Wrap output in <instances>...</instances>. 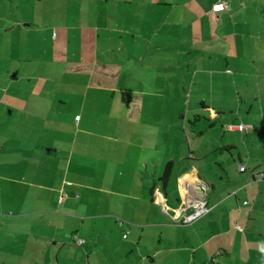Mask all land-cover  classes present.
I'll return each instance as SVG.
<instances>
[{"label": "crops", "instance_id": "obj_1", "mask_svg": "<svg viewBox=\"0 0 264 264\" xmlns=\"http://www.w3.org/2000/svg\"><path fill=\"white\" fill-rule=\"evenodd\" d=\"M207 82L226 104L206 105L196 90L183 114L186 90ZM172 111L193 129L220 127L210 153L228 194L180 164L187 134L182 125V145L170 146ZM169 164L181 170L172 210ZM254 173L264 174V0H0V264H71L68 252L86 243L73 237L109 226L128 242L115 245L119 259L94 254L97 264H184L186 251L187 264L198 251L211 264H264ZM188 200L226 219L221 254L222 231L206 225L201 239L195 221L174 219Z\"/></svg>", "mask_w": 264, "mask_h": 264}, {"label": "rangeland", "instance_id": "obj_2", "mask_svg": "<svg viewBox=\"0 0 264 264\" xmlns=\"http://www.w3.org/2000/svg\"><path fill=\"white\" fill-rule=\"evenodd\" d=\"M218 86H216L214 84V87L210 85V83H206V84H202L199 85L192 94V91L190 93V91H188V89L186 90L185 94H186V98L188 97L190 100V104L188 105V102L185 103V106L181 107V111L183 114L186 115H190L191 114V110L194 109L195 107L193 106L194 103L193 101L194 99V93L196 92V90H198V92L200 93V96L203 100V102H205V104L207 105H214V106H221L223 104H226L225 101L227 99H225V97H222L219 93L220 90L217 88ZM225 92V95L227 97H229V93L230 90H223ZM189 94V95H188ZM185 98V99H186ZM187 98V99H188ZM202 108V107H201ZM172 114H170L171 116L173 115V111L171 112ZM206 117V113H201ZM174 117H172V119H170V123H169V128H170V134H171V147L173 146H177L178 142L180 145H182L183 142V129L184 127H182V125H185V129H186V134H187V139L185 141V147L183 146L180 147L181 149V153L180 157L185 158L183 159V161L180 162V164L182 166H185V168H190V165H194L197 167L198 173L200 175H202V177L205 179V181H207V184H213V186L215 187V189H218V195H226L230 192L229 189V183L226 181V176L225 174L220 170V168L218 166L215 165V158H218V154L212 152L210 153V150H214L215 147H218L219 144L221 145V141L218 135V131H220V127L217 126L215 128H209L208 125L206 123H199L194 129L192 127H190L188 124L185 123H181L180 121H178L177 118V114L173 115ZM195 132V133H193ZM202 136H201V135ZM173 137V138H172ZM188 147L193 149H198L199 154H202L205 159H200L198 160L197 157L193 158L190 155V151L188 149ZM208 152V153H207ZM198 153L196 154V156L199 155ZM174 156H176L175 154L171 153V157L174 158ZM195 156V155H194ZM181 170H178L177 168L175 170L172 171V178H171V182L169 184L168 187V198H167V206L172 210L174 208H176L178 206V203L175 201L176 199H178L177 193H176V185L174 183L175 181V177L180 174ZM1 196V194H0ZM191 213V211L189 212ZM218 213H214L212 216L211 215H204L200 218H198L195 222H196V228H199L200 226L203 228L202 231V237L201 239H204L203 235H204V228L206 225L211 226L212 225V229L213 227L217 228V231L221 234H224L223 230L227 229L226 226V219H224V216L221 215H217ZM114 225V224H113ZM110 227V226H109ZM109 227L106 229H100L101 232L100 233H94L90 236V239L84 237L82 240L85 243V245L82 246H76L74 244L73 248H71V250L68 252L67 257H70V259H72V263L71 264H87L86 263V257H90L91 258V264H97L94 261V254L98 255L99 257H101L102 259L106 260V259H119L121 253L116 251L117 249L115 248V245L117 246H122L124 248V244H127V240L122 239V235L123 232H121L120 230H117V232L113 233V235H110L108 230ZM107 231H106V230ZM2 230H0V238L3 236L5 237V235H3ZM2 234V235H1ZM126 237L128 236L127 233H125ZM188 235V232L186 233L185 236ZM228 238L226 237V235L224 234L221 237H218V245L220 246L221 250L220 253H222L223 251V247L225 245L226 248V243L230 242L232 240V236H230L228 234ZM133 236L130 235L128 240H132ZM13 239V238H12ZM13 240H10L8 242L12 243ZM189 246V245H187ZM10 252H13V247H11ZM90 251V255H87L86 252ZM142 250V249H141ZM44 253V252H43ZM45 256L48 259V261L52 259V257L54 256V254L52 253V251H45ZM185 255H183L184 257V264L188 263L190 259H192V255L191 253H189L188 251H186L184 253ZM42 255V254H41ZM44 256V255H43ZM195 256V261L197 264H211L210 261L208 259L204 260L201 257L200 252H196L194 254ZM159 259V258H158ZM216 260L214 261V264H229L227 259L221 256H218L215 258ZM232 263V262H231ZM68 264H70V262H68ZM157 264H168V263H162V261H158ZM181 264V263H180ZM233 264V263H232Z\"/></svg>", "mask_w": 264, "mask_h": 264}, {"label": "built area", "instance_id": "obj_3", "mask_svg": "<svg viewBox=\"0 0 264 264\" xmlns=\"http://www.w3.org/2000/svg\"><path fill=\"white\" fill-rule=\"evenodd\" d=\"M226 9L225 4H217L212 7V12H220ZM230 128H233L231 125ZM246 125H238L236 127L237 130L244 132L247 130ZM245 171V166H239V172H244ZM254 176L257 180H263L264 179V174L263 173H254ZM189 201V200H188ZM245 205L247 202L244 203ZM192 208L191 213L187 214V210L189 208ZM209 212V209L206 207V204L203 200H197V201H192L190 200L186 204L182 205L179 210H178V215L174 218L176 221L181 222L184 225H190L194 221H196L198 218L206 215ZM236 230L241 231V227L237 226ZM126 235H124V238ZM74 242L77 245H82L84 241L82 239H78L76 236L73 237Z\"/></svg>", "mask_w": 264, "mask_h": 264}, {"label": "trees", "instance_id": "obj_4", "mask_svg": "<svg viewBox=\"0 0 264 264\" xmlns=\"http://www.w3.org/2000/svg\"><path fill=\"white\" fill-rule=\"evenodd\" d=\"M172 175V165L169 164L165 167L163 176L161 179L162 184H166Z\"/></svg>", "mask_w": 264, "mask_h": 264}, {"label": "bare ground", "instance_id": "obj_5", "mask_svg": "<svg viewBox=\"0 0 264 264\" xmlns=\"http://www.w3.org/2000/svg\"><path fill=\"white\" fill-rule=\"evenodd\" d=\"M180 183H181V193L185 196V194L187 193V191H186V189H185V187H184V182H183V180H181Z\"/></svg>", "mask_w": 264, "mask_h": 264}]
</instances>
